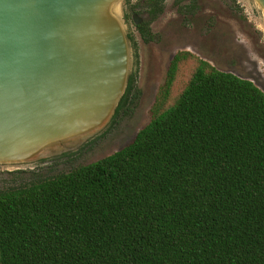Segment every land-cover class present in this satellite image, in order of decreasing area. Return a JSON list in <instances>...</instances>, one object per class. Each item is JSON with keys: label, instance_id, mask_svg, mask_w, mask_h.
<instances>
[{"label": "trees", "instance_id": "16d2710c", "mask_svg": "<svg viewBox=\"0 0 264 264\" xmlns=\"http://www.w3.org/2000/svg\"><path fill=\"white\" fill-rule=\"evenodd\" d=\"M138 30L150 38L149 23ZM135 82L133 73L111 122ZM20 181L0 186V264H264V93L178 52L130 145Z\"/></svg>", "mask_w": 264, "mask_h": 264}, {"label": "water", "instance_id": "95a60500", "mask_svg": "<svg viewBox=\"0 0 264 264\" xmlns=\"http://www.w3.org/2000/svg\"><path fill=\"white\" fill-rule=\"evenodd\" d=\"M122 1L0 0V166L39 162L111 123L132 74Z\"/></svg>", "mask_w": 264, "mask_h": 264}, {"label": "rangeland", "instance_id": "374dc122", "mask_svg": "<svg viewBox=\"0 0 264 264\" xmlns=\"http://www.w3.org/2000/svg\"><path fill=\"white\" fill-rule=\"evenodd\" d=\"M138 1L123 0L119 5L130 40L131 73L136 74L133 96L124 110L103 132L87 141L58 147L39 162L0 166L3 180L0 186L51 178L97 162L130 145L149 123L151 108L178 52H188L221 72L248 80L264 93V15L252 0H196L193 14H183L176 0H165L162 12L150 22L147 40L138 33L129 10L137 8ZM137 14L143 16L141 12ZM191 68L192 63L181 67L172 98L183 89ZM17 171L28 174L13 181L17 178L7 174Z\"/></svg>", "mask_w": 264, "mask_h": 264}, {"label": "flooded vegetation", "instance_id": "af4514ba", "mask_svg": "<svg viewBox=\"0 0 264 264\" xmlns=\"http://www.w3.org/2000/svg\"><path fill=\"white\" fill-rule=\"evenodd\" d=\"M190 2H191L190 0H183L180 3L181 7H184V10L181 11L183 14H186V12L189 14H193L196 11V0H195V8L192 10H188V7H190V5H189ZM152 3H153V0H139L136 4L138 9L135 8L136 9L135 10L133 7L129 8V10L132 12V21H133L135 28L137 29L139 34H140V32H139L138 28L140 26L146 24V23H149V25H150V22L153 19H155L157 14H159V13H156L155 11H152ZM137 12H141L143 16L137 14ZM161 12H162V7H161ZM133 16H136V20L139 21V24H135V22L133 20Z\"/></svg>", "mask_w": 264, "mask_h": 264}]
</instances>
